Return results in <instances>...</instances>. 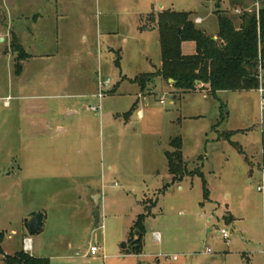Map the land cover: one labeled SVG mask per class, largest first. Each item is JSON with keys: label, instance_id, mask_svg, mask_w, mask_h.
<instances>
[{"label": "rangeland", "instance_id": "obj_1", "mask_svg": "<svg viewBox=\"0 0 264 264\" xmlns=\"http://www.w3.org/2000/svg\"><path fill=\"white\" fill-rule=\"evenodd\" d=\"M236 1L243 4L235 10ZM262 2L0 0V36L5 39L0 40V169H10L0 175L5 252L20 251L23 238L30 237L27 252L48 257L51 264H264L259 90H224L214 97L205 89L178 90L162 77L144 91L132 80L161 67L155 21L161 10L190 11L193 19L202 18L197 25L214 36L216 9L238 26L241 13L257 10ZM34 10L42 14L35 28L60 54L39 69L27 68L19 79L30 58L20 61L18 75L12 43L18 39L25 49L24 42L32 39L24 37L32 23L23 13L30 18ZM182 51L196 53L195 43L183 42ZM99 77L109 80L101 99ZM94 91L95 97L90 95ZM28 96L34 106L23 111ZM135 102L138 108L124 116ZM176 136L182 138L187 167L203 171L211 200L204 199L198 175L171 183L166 153ZM98 195L104 226L89 228L86 207ZM154 201L142 251L127 253L122 242L128 243L137 215ZM39 212L45 214L44 227L30 235L24 221ZM230 214L234 222L224 217ZM220 228L229 229L228 241L218 234ZM92 242L100 250L84 257ZM0 264H6L1 254Z\"/></svg>", "mask_w": 264, "mask_h": 264}, {"label": "trees", "instance_id": "obj_2", "mask_svg": "<svg viewBox=\"0 0 264 264\" xmlns=\"http://www.w3.org/2000/svg\"><path fill=\"white\" fill-rule=\"evenodd\" d=\"M234 4L238 7L243 2L236 1ZM215 14L218 16L217 38L201 29L191 17L190 11L168 9L158 13L155 21L160 35L162 63L159 70L140 74L132 79L141 86L142 91L156 77L174 79L173 84L178 90L186 92L205 89L214 97L221 90L249 91L264 87V0L257 10L242 12L238 26L224 10L218 8ZM185 41L195 43L196 53L185 54L182 51ZM12 47L18 53L15 72L19 75L23 69L20 61L29 59L31 55L25 51L18 39H14ZM117 64L120 65V58L117 59ZM195 81H200L199 85ZM137 108L138 102H135L124 116L129 117ZM232 133L229 132L227 138H231ZM170 144L173 150H167L166 157L169 172L173 176L172 182L182 181L186 175H198L202 177L204 199L208 200L210 191L204 173L202 170H190L187 167L182 151V138L176 136L171 139ZM240 150L244 153L243 149ZM169 186L168 183L163 192ZM154 202L155 204L145 207V212L137 215L130 228L128 246L123 249L127 253L137 254L142 251L146 217L157 205V201ZM4 237L5 233H0V254L6 264H51L50 258L33 256L24 249L14 254L5 253Z\"/></svg>", "mask_w": 264, "mask_h": 264}, {"label": "crops", "instance_id": "obj_3", "mask_svg": "<svg viewBox=\"0 0 264 264\" xmlns=\"http://www.w3.org/2000/svg\"><path fill=\"white\" fill-rule=\"evenodd\" d=\"M76 1H79V0H76ZM237 9V7L235 8V10ZM164 10V9H163ZM163 10H161L160 12H163ZM160 12H158V13H160ZM31 14V17L29 18L28 16H27V13L26 12H24L23 13V18L26 20V22H28V23H32L31 24V27H32V29H30V31H28V33L27 34H25L24 35V37H29V38H32L30 41H28V42H24V46H25V50H26V52L29 54V55H31V57H30V59L27 61V62H25V66H24V70H23V74H22V76L21 77H19V79H21L24 75H25V72L24 71H26L27 70V68H29V67H31V66H33V68L35 69H39L41 66H42V64L43 63H45V62H48L49 60H51V59H54V58H56L57 57V55H59L60 53V51H59V49L57 48V50H55L56 52L54 53V51H51L50 49H49V43H50V41H46L44 38H42V36L44 35V33H43V31L41 30V29H36L35 27L36 26H39V25H37V24H39L41 21V11H38V12H35V10L32 12V13H30ZM197 18V17H196ZM195 18V19H196ZM201 18V17H200ZM202 19V18H201ZM58 20V19H57ZM200 23V22H199ZM41 24V23H40ZM156 28L158 29V27L156 26ZM214 37H218V35H217V31L215 32V35H214ZM0 40L1 41H4L5 39L3 38V37H1L0 36ZM59 44V43H58ZM58 44H57V46H58ZM56 46V47H57ZM110 50H111V48H109ZM54 50V49H53ZM35 58H37V59H35ZM37 60H39L38 62H37ZM100 78V77H99ZM98 82H99V79H98ZM97 86H98V83H97ZM99 87V86H98ZM221 91H224V90H221ZM220 92V91H219ZM90 95L91 96H93V97H95V91L92 93V92H90ZM260 96H261V94H260ZM21 97V96H20ZM30 98H32V97H30V96H28V97H26V99L24 100V102L22 103V105H23V111H26V110H32V108H33V104H34V101H33V99H30ZM148 101H149V99L148 98H146V102L148 103ZM9 104V101L8 100H6L5 101V105H8ZM69 109H71V108H69ZM138 112H139V116H142V114H143V112H142V110L141 109H138ZM74 112H69V114H73ZM60 127V126H59ZM60 130L61 131H63L64 130V128L62 127H60ZM20 169H22V166L21 167H19ZM9 171H10V169H9ZM263 174H264V169H263ZM172 178H173V176H172ZM184 180V179H183ZM182 180V181H183ZM182 181H174V182H172V180H171V183H175V182H182ZM170 184V183H169ZM209 191H210V189H209ZM87 192L88 193H90V194H95L94 192V190H90V189H88L87 190ZM210 193H211V191H210ZM203 197H204V185H203ZM97 199L99 200V206H98V208L102 205L101 204V195H98V197H97ZM208 200H211V198H210V196H209V199ZM95 209H96V204H95V202H93V200H91L90 201V203H89V205L86 207V214H85V217H84V219H89L88 220V227L90 228L91 226H93V224L96 222V220H94V212H95ZM225 218H227V220H228V222H234V220H235V217H233V215L232 214H230L229 216H224ZM233 217V218H232ZM102 219V214H101V211H100V220ZM213 219V217H210L209 216V220H212ZM44 221H45V218H44ZM103 221V220H102ZM96 225V224H95ZM158 233V232H157ZM159 234V233H158ZM218 234H219V232H218ZM25 238V237H24ZM23 238V239H24ZM23 246H24V243H23ZM127 246H128V243H127ZM4 249V248H3ZM23 249H24V247H23ZM124 249V248H123ZM25 250V249H24ZM87 251H88V249H87ZM87 251L84 253V257L87 255V254H89V253H87ZM4 252H5V250H4ZM5 253H7V252H5ZM8 254V253H7ZM90 255H92V254H90ZM97 255V254H96ZM2 256V255H1ZM92 256H95V255H92ZM104 258H105V254H104ZM3 259H4V257H3Z\"/></svg>", "mask_w": 264, "mask_h": 264}, {"label": "built area", "instance_id": "obj_4", "mask_svg": "<svg viewBox=\"0 0 264 264\" xmlns=\"http://www.w3.org/2000/svg\"><path fill=\"white\" fill-rule=\"evenodd\" d=\"M239 12V10H237ZM197 22H202V19L200 17L197 18L196 23ZM107 85H109V80H103L101 77L99 78V82H98V86H99V93L97 94L98 98H102L104 96V91L107 89ZM259 92L261 94V99H262V110H264V87L261 86V88L259 89ZM100 107V106H99ZM99 107L97 106H90V108L92 110H99ZM259 189H262L261 187H259ZM100 227L103 228L104 224H102V220L100 221L99 225ZM219 234H221V236H223L225 238V240H229L231 233L229 231V229L227 228H220L219 230ZM155 238L159 239L160 235L157 232H154ZM100 246L96 243H91L90 247L88 248L87 253L92 254V255H96L97 252L100 250ZM24 249L25 251H31L32 249V239L30 237H25L24 238ZM208 251H210V249L208 248ZM174 259H177V256L174 257Z\"/></svg>", "mask_w": 264, "mask_h": 264}, {"label": "water", "instance_id": "obj_5", "mask_svg": "<svg viewBox=\"0 0 264 264\" xmlns=\"http://www.w3.org/2000/svg\"><path fill=\"white\" fill-rule=\"evenodd\" d=\"M169 81L174 82V79L170 78ZM199 83L200 81H195V84L199 85ZM8 172H9V169L7 170L0 169V175L3 173H8ZM95 204H96V209L94 212V220H96L95 224L99 225L101 220H100V209L98 208L99 200L97 198L95 200ZM44 218H45V214L43 212H39V213H36L31 219H25L24 222H25V227L27 229V232L30 235H34L40 232L43 229L44 224H45ZM121 246L122 248H126L127 242H122Z\"/></svg>", "mask_w": 264, "mask_h": 264}]
</instances>
